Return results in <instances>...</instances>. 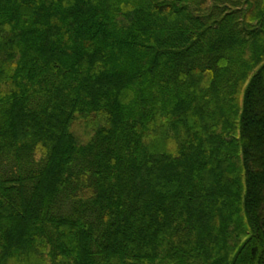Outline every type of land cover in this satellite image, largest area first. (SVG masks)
I'll list each match as a JSON object with an SVG mask.
<instances>
[{"label": "trees", "instance_id": "16d2710c", "mask_svg": "<svg viewBox=\"0 0 264 264\" xmlns=\"http://www.w3.org/2000/svg\"><path fill=\"white\" fill-rule=\"evenodd\" d=\"M0 264H264V0H0Z\"/></svg>", "mask_w": 264, "mask_h": 264}]
</instances>
